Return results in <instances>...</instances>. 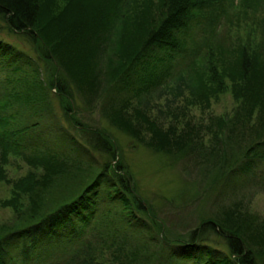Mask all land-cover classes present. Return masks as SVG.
I'll use <instances>...</instances> for the list:
<instances>
[{"label": "trees", "instance_id": "16d2710c", "mask_svg": "<svg viewBox=\"0 0 264 264\" xmlns=\"http://www.w3.org/2000/svg\"><path fill=\"white\" fill-rule=\"evenodd\" d=\"M56 4L57 0H0V15L9 27L34 31L45 66L54 59L48 89L64 80L77 90L96 93L101 85L94 80L93 69L98 64L92 63L89 43L94 41L95 51L103 52L108 49V45L101 46L105 40L113 42L106 55L105 112L114 126L133 133L134 124L126 112L133 93L140 96L162 85L161 89L167 88L162 82L173 75L181 79L179 90L181 86L190 88L195 98L209 106L210 97L223 92L228 79L233 97L240 101L233 125L240 121L247 126L253 122L254 126L244 152L248 159L244 173L250 174L243 178L242 168L236 166L224 177L234 184L248 183L261 175L262 168L256 162L264 160V0H238L236 4L229 0L227 5L242 11L244 18L255 15L261 27L256 42L251 32L245 40L236 34L232 38L227 31L222 36L232 21L222 0H66L57 9ZM6 53L11 59L20 57L0 42V55ZM58 67L62 71L55 76ZM35 83L40 84L44 102L45 84L35 80L32 86ZM64 87L62 98L68 114L74 98L71 105L69 85ZM120 91L128 93L122 100H118ZM141 111L136 108L135 114L151 128V142L158 145L151 146L170 151L171 135L176 137L172 128L163 132ZM224 119L218 118L219 128L227 126ZM7 122L5 116L0 117V123ZM28 128L24 124L3 131L0 139V181L11 186L10 196L0 204L15 212L12 221L0 223V264H94V238L101 239L103 251L111 250L112 264H184L191 260L195 264H264L263 220L241 214L234 204L214 211L188 236L170 239L158 250L138 255L134 247L163 242L156 241L154 230L164 219H157L152 204L137 192L121 157L116 165L111 164L117 156L112 142L99 131H88L95 137L92 151L105 152V160L96 162L83 144L61 131L74 156L48 147L34 151L25 155L33 170L10 180L2 164L9 152L21 153ZM220 133H214L219 145ZM184 141L177 145L193 143L190 136ZM37 168L42 170L40 174L35 172ZM23 195L28 198L27 206L22 205ZM209 232L225 239L227 254L210 246ZM144 233L143 241L130 244L134 235ZM76 244L78 249L72 256L59 257Z\"/></svg>", "mask_w": 264, "mask_h": 264}, {"label": "rangeland", "instance_id": "374dc122", "mask_svg": "<svg viewBox=\"0 0 264 264\" xmlns=\"http://www.w3.org/2000/svg\"><path fill=\"white\" fill-rule=\"evenodd\" d=\"M65 1L57 0L56 9L63 6ZM222 1L232 16V21L230 25L226 24L222 36L227 31L232 38L236 34L241 40H245L251 32L250 36H256L253 40L256 42L261 34V27L255 15L244 18L242 11L236 12L238 9L235 10V6L227 8L229 0ZM237 2L238 0H234L235 4ZM0 42L8 50L20 55L18 59L13 57L11 59L10 53L0 55V117L5 116L8 120L6 125L0 123V139L3 131L20 128L24 124L29 125L30 132L29 134L26 132L27 135L22 141L21 153L9 152L6 162L2 164L7 178L15 180L33 170L32 165L26 162L25 155L37 150L48 147L59 154L74 156L72 151H69L68 142L61 138V131H67L83 144L96 162L105 160V152L102 153L104 150L92 151L95 137L88 131L96 130L115 147L117 156L111 164L116 165L117 159L121 157L120 160L127 164L126 169L131 173L137 192L152 204L157 219H164L163 223L160 222L161 230H154L156 241L163 239V242L156 245L150 243L141 249L134 247L138 255L146 250L156 251L170 239L188 236L192 228L214 211L226 209L233 204L241 214H247L249 218L256 215V220L258 222L263 220L264 223V160L256 162L263 172L261 171V175L251 182L239 181L231 184L226 182L224 177L236 166L242 168L243 178L249 173H244L243 169L248 160L244 152L248 146L247 137L252 133L251 129L254 126L253 122L251 126H247L240 121L233 125V117H237L240 101L233 97L231 82L228 79H225L226 89L210 97L209 106L195 98L190 88L181 86L180 91L178 86L181 79L173 75L162 82L164 85L167 84V88L161 89L162 85L153 93H140V96L133 93L126 106V112L134 124L133 133H128L110 122L105 112L107 105L103 102L105 100L103 89L107 83L106 55L108 56L109 48L114 45L113 42L105 40L101 46L108 45V49L103 52L95 51L94 41L89 43L93 48L92 63L95 65L97 61L98 64L97 68L93 69L96 74L94 80L101 85L96 93H90L85 89L77 90L72 83L64 80L61 81L62 84L57 82L54 87L48 89L47 77L53 70L51 65L54 66V59L51 58L45 66L34 31L31 33L27 29L15 30L9 27L2 15ZM175 65L177 68L180 66L179 62ZM60 69L58 67L54 70L55 76L62 71ZM35 80L43 81L45 84V103L38 88L40 84L35 83L32 86ZM64 84L69 85L72 93L71 105L74 98L73 108L68 114L64 111L61 91ZM66 89L68 91L67 87ZM120 93L122 94H119L118 100L128 95L127 92ZM33 98L35 100H32ZM136 108L142 110L141 112L150 120H155L156 127L163 132L172 128L176 137L171 135L170 151L151 146L154 139L151 128L148 129L142 117L138 118L135 114ZM222 117L225 118L227 126L219 128L217 120ZM34 122L36 123L32 124ZM216 131L221 132L220 145L215 138ZM189 136L193 143L187 142L186 146L177 145L183 144ZM35 172L40 174L42 170L37 168ZM223 183L225 184L222 185ZM10 189V184L0 181V201L10 196ZM184 189L186 193L183 195ZM21 201L23 206L28 205L26 195L22 196ZM14 217L15 212L12 208L0 204V223L12 221ZM209 233L210 246L217 249L220 254H227L229 250L225 239ZM145 236L147 233L142 236L134 235L130 244L133 246L135 241H143ZM91 242L92 247L97 248L92 253L96 261L94 264L115 262L111 250L103 251L100 238H94ZM77 249V244L68 246L67 251L65 250L66 252L59 257H70ZM184 264L195 263L191 260L185 261Z\"/></svg>", "mask_w": 264, "mask_h": 264}]
</instances>
